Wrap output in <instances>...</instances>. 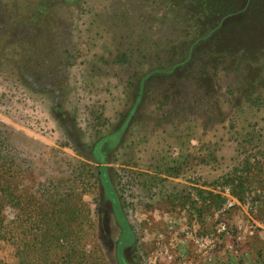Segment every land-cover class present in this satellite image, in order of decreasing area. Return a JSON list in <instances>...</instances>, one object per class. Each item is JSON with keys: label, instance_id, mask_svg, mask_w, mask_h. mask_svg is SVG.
<instances>
[{"label": "rangeland", "instance_id": "374dc122", "mask_svg": "<svg viewBox=\"0 0 264 264\" xmlns=\"http://www.w3.org/2000/svg\"><path fill=\"white\" fill-rule=\"evenodd\" d=\"M204 2L0 0V154L38 206L92 211L107 264H264V33L237 32L245 12L202 43L223 18ZM218 104L200 150L197 106Z\"/></svg>", "mask_w": 264, "mask_h": 264}, {"label": "trees", "instance_id": "16d2710c", "mask_svg": "<svg viewBox=\"0 0 264 264\" xmlns=\"http://www.w3.org/2000/svg\"><path fill=\"white\" fill-rule=\"evenodd\" d=\"M202 1L205 2L203 3L204 6L201 7V11L208 10L207 12L210 15L223 17L220 25L218 24L208 31L202 43H207V41L210 42L217 29L220 28L224 30L230 21L236 19L237 16L245 14V12L246 22L244 21V23L237 25V32H239L241 27L246 28V26H248V30L250 29L255 33L258 31L264 33V3L262 0ZM255 39L256 38H254V40ZM220 42L221 39L216 41V45L214 46L216 50H213V52L218 55H220L221 51V53L226 56L231 54L230 56L241 57L245 55L242 53L252 46H250V42L248 43L249 46H244L245 41L244 44L239 43L237 46L234 45L230 47L223 44L224 49L219 51V47L222 46ZM202 47L204 46L202 45L200 48ZM189 55L188 60L193 58L194 51L191 50ZM213 89L211 92H215V95H217V90L214 87ZM211 92L207 90V92L202 95L203 98L207 99V96L210 95L211 98L208 99V101L213 100L214 95ZM218 93L220 92L218 91ZM225 94L232 96V89L229 87L226 88L225 93H222V95L225 96ZM240 94L239 92L238 97ZM246 97L248 98V96ZM244 99L242 100L246 101ZM257 101L258 100L252 98L248 99L246 102L257 104ZM216 106L217 107L205 108L197 106L200 116H197V135H199V129L201 127L207 130L209 126L213 124L215 109L222 108L219 104ZM204 135H206L205 132L202 134L200 133V137H198L200 150L205 149L207 145H211L208 139L205 140ZM213 147L214 146H211L207 149L209 153L203 158L202 162H206L208 158L213 156L215 152ZM7 156L8 155L2 156V154H0V245L5 244L12 248L13 261L6 262L5 259H0V264H107L103 256L104 253H99L100 249L97 243L94 244L92 250H88L86 249L87 241L84 242L85 239L88 238V236H92L93 233V224L89 216L92 211L87 208L88 214L82 215V212L79 213V211L82 210H78L77 206L74 203L72 204L73 199L70 198H68L69 203L57 204L53 208L48 207L50 205L38 206L33 202L32 197H26L24 192L19 188L17 180L21 175V168ZM236 176V174L228 176L227 182L233 184L237 182V180L241 181V178H234ZM99 177L100 182L105 183V186H109L107 184L106 169H101ZM245 188L246 187H244L242 183L233 186V194L240 197ZM204 193L206 192L200 191L199 196L202 198ZM208 194L211 195L212 198H221V196L212 192H208ZM111 203L116 210H119V202L116 199L112 198ZM206 206L207 205L204 203L197 206L199 215H202V213L207 210ZM7 207L15 211L12 219H8L5 214ZM122 224L124 223L122 222ZM85 236L86 238H84Z\"/></svg>", "mask_w": 264, "mask_h": 264}]
</instances>
